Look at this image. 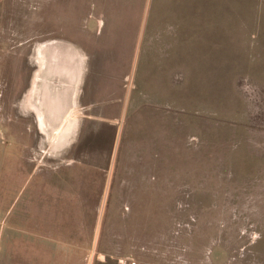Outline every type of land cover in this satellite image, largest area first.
<instances>
[{
	"label": "rangeland",
	"instance_id": "1",
	"mask_svg": "<svg viewBox=\"0 0 264 264\" xmlns=\"http://www.w3.org/2000/svg\"><path fill=\"white\" fill-rule=\"evenodd\" d=\"M51 39L75 43L79 67L121 73L124 117L76 146L96 154L85 166L46 151L0 92V264H229L251 235L264 0H2L3 76L30 71L25 52Z\"/></svg>",
	"mask_w": 264,
	"mask_h": 264
},
{
	"label": "crops",
	"instance_id": "2",
	"mask_svg": "<svg viewBox=\"0 0 264 264\" xmlns=\"http://www.w3.org/2000/svg\"><path fill=\"white\" fill-rule=\"evenodd\" d=\"M102 25L86 24L88 29H94L91 32L93 35L99 33ZM65 44L67 46L51 39L35 42L31 49L27 47L24 61L31 66L30 71L28 69L24 74L21 70L13 79H7L0 71V75L5 77L0 78V92L4 93L7 108L11 111L16 107L18 110H28L35 129L42 135L46 132L43 135L44 141L49 142L46 151L63 155L69 147L73 159L76 156L89 158L84 165L93 167L98 164L93 162L96 156L94 151L84 149L77 153L76 146L98 133L106 132V127H119L125 111V90L121 84L124 78L121 73L102 67H79L77 45L71 42ZM78 51L83 52V49L80 47ZM83 53L87 55L86 51ZM19 77L20 82L17 81ZM16 92L20 95L14 100L12 94ZM246 135V167L251 163V173H255V179L246 180L249 185L245 183L243 227L251 235L240 232L245 238L236 247H229V264H264V131L261 132L260 142L253 134L251 139ZM259 176L261 179H258Z\"/></svg>",
	"mask_w": 264,
	"mask_h": 264
}]
</instances>
